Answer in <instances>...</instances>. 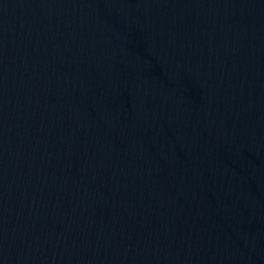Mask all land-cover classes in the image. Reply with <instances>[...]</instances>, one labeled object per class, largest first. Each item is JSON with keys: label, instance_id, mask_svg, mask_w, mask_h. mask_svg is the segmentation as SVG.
<instances>
[{"label": "water", "instance_id": "95a60500", "mask_svg": "<svg viewBox=\"0 0 264 264\" xmlns=\"http://www.w3.org/2000/svg\"><path fill=\"white\" fill-rule=\"evenodd\" d=\"M264 240V0H0V255Z\"/></svg>", "mask_w": 264, "mask_h": 264}]
</instances>
